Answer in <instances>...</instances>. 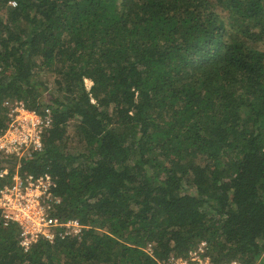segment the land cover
Listing matches in <instances>:
<instances>
[{
  "label": "trees",
  "instance_id": "trees-1",
  "mask_svg": "<svg viewBox=\"0 0 264 264\" xmlns=\"http://www.w3.org/2000/svg\"><path fill=\"white\" fill-rule=\"evenodd\" d=\"M9 101L89 229L25 252L0 216V264H264V0H0V133Z\"/></svg>",
  "mask_w": 264,
  "mask_h": 264
},
{
  "label": "built area",
  "instance_id": "built-area-1",
  "mask_svg": "<svg viewBox=\"0 0 264 264\" xmlns=\"http://www.w3.org/2000/svg\"><path fill=\"white\" fill-rule=\"evenodd\" d=\"M9 124L0 133V157L9 160L0 169V216L5 228L19 229V245L28 252L39 241L50 244L80 237L89 229L76 219H61L57 209L62 203L56 193L57 182L50 174L22 175L20 164L44 150V138L51 121L29 110L23 103H5ZM151 251V247L147 249ZM163 264H212L207 244H199L186 257L170 256ZM229 264H240L237 261Z\"/></svg>",
  "mask_w": 264,
  "mask_h": 264
},
{
  "label": "rangeland",
  "instance_id": "rangeland-1",
  "mask_svg": "<svg viewBox=\"0 0 264 264\" xmlns=\"http://www.w3.org/2000/svg\"><path fill=\"white\" fill-rule=\"evenodd\" d=\"M223 16H225V14H223ZM52 80H53L52 78H50L48 80L49 84H53ZM85 85H86L87 90H90L92 88V86H93V82L91 80H86L85 81ZM72 149H74L75 151H77L79 149L77 140L73 143Z\"/></svg>",
  "mask_w": 264,
  "mask_h": 264
}]
</instances>
